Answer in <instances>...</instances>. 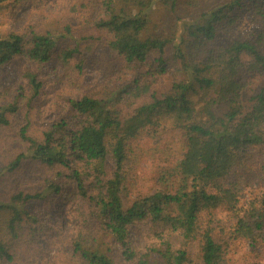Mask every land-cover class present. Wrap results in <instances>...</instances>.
Listing matches in <instances>:
<instances>
[{"label": "trees", "instance_id": "trees-1", "mask_svg": "<svg viewBox=\"0 0 264 264\" xmlns=\"http://www.w3.org/2000/svg\"><path fill=\"white\" fill-rule=\"evenodd\" d=\"M29 1L0 0V5ZM122 1L139 12L132 15L127 6L118 3ZM122 1L102 0L103 17L97 27L110 35L111 51L125 64L149 65L146 73L153 76H164L175 68L179 77L169 92L161 97L151 94L127 119H121L105 97L70 101L74 116L56 122L42 141L28 138L21 130L29 148L8 169L16 170L24 159H30L46 169L69 172L66 178L75 192L51 181V199L79 194L91 206L103 237L110 242L93 246L82 239L75 241L73 250L81 264H119L112 246L117 247L123 264H185L186 249L173 251L170 243L137 258L129 228L145 220L178 232L184 243L198 241L202 264H221L224 246L214 240L213 219L220 209H234L238 204L233 189L222 181L251 166L250 155L264 152V0H233L196 22L185 23L172 37L148 32L145 0ZM244 11L250 15L253 29L226 46L219 45L220 36L231 33ZM58 44L49 34L33 32L29 39L18 34L0 37V69L20 57L33 65H47L54 55L72 58L76 50H61ZM24 79L34 94L45 85L31 71H26ZM145 90L136 79L122 87L114 102L125 96L141 99ZM6 123L4 112L0 113V126ZM164 126L181 134L182 155L161 171L163 190L128 203L124 169L130 143L144 130ZM44 197V193H19L13 201L24 205L44 201ZM17 206L0 204V212L12 214L8 227L12 232L24 217ZM202 216L209 218L206 224ZM233 233L264 247V192L253 199ZM0 257L10 260L2 242Z\"/></svg>", "mask_w": 264, "mask_h": 264}, {"label": "rangeland", "instance_id": "rangeland-1", "mask_svg": "<svg viewBox=\"0 0 264 264\" xmlns=\"http://www.w3.org/2000/svg\"><path fill=\"white\" fill-rule=\"evenodd\" d=\"M231 1L142 2L148 6V32L172 37L179 34L185 23L196 22L203 14ZM118 3L127 6L132 15L139 12L135 6L123 4V1ZM243 13L231 33L220 36L219 45L226 46L232 39L253 29L249 13ZM102 14V0H31L0 5V37L18 34L29 39L32 32L49 34L59 41L58 49L76 50L70 59L54 55L47 65H33L20 57L0 69V113L4 112L7 121L0 126V204H17L24 215L12 232L8 229L11 212H0V242L10 256V260L0 257V264H81L73 250L75 241L82 239L93 246L101 241L105 245L110 243L92 216L91 206L79 194H61L51 199L48 188L51 181L69 186L72 193L75 192L72 182L66 178L69 177L67 170L46 169L24 159L16 170L9 171L11 163L29 148L20 135L21 130L24 129L28 138L42 141L56 122L74 116L70 101L83 96L108 98L119 117L127 119L151 94L158 97L167 94L174 79L179 77L173 67L164 76H153L151 72L146 73L149 65L125 64L111 51L110 35L97 27ZM26 71L35 73L44 82L38 94L33 93L24 79ZM136 79L145 85L144 96L133 101L121 95L125 97L114 102L119 100L117 95L122 87ZM182 149L181 134L168 126L144 130L136 137L130 143L129 160L124 169L128 203L163 190L160 173L181 157ZM249 160L251 166L230 173L222 181L225 187L233 189L238 204L234 209H220L213 219L214 240L224 246L221 264H264V247L233 233L253 199L264 192V152L253 153ZM19 193H44L46 197L44 201L23 205L13 201ZM191 207L192 204L188 211ZM202 218L206 224L209 218ZM178 234L151 220L137 222L129 228V240L137 258L170 243L173 251L186 249L185 264H202L199 242L184 243ZM112 249L116 262L123 264L117 247L112 246Z\"/></svg>", "mask_w": 264, "mask_h": 264}]
</instances>
